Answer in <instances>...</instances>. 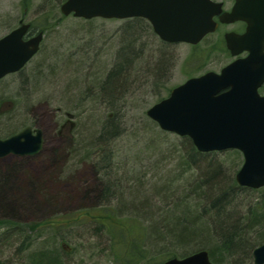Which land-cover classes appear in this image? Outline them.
<instances>
[{
    "label": "rangeland",
    "instance_id": "1",
    "mask_svg": "<svg viewBox=\"0 0 264 264\" xmlns=\"http://www.w3.org/2000/svg\"><path fill=\"white\" fill-rule=\"evenodd\" d=\"M20 1L0 0V37L16 27L20 18L28 23L33 21L36 27L44 21L39 14L41 9H38L41 0H31L25 12L20 7ZM229 6L230 3L225 4V7ZM53 13L55 18L46 19L55 21L62 16L60 22L44 31L36 55L19 72L0 79V96L3 97L0 102V136L15 133L25 126L39 128L43 132V146L37 154H8L0 158V237L3 240L0 242V259L9 257L10 262L15 260L11 256L18 236H21L14 235L16 227H20L23 235L34 238L35 228L44 221L55 220L65 224L63 231L54 233L55 246L64 249L75 246L73 253L66 257L70 264H118L106 254L105 233L98 232L96 235L92 223L85 218L79 220L76 216L87 217L93 213L98 217L103 216L99 217L102 221H107L108 217L101 209L114 208L117 197L126 208H130L128 204L133 196H136V201L151 197L154 209L162 206L161 195L152 191L166 183V178L174 176L178 156L155 152L148 144L151 139H156L161 147L177 142L180 143L177 147L181 148V138L173 133H160L157 125L142 128L146 109L158 101L155 95L157 90L151 89L149 80L147 84L144 83L142 74L131 75L129 86L121 90L122 96L116 104L121 116V119L119 116L116 119V124L121 135L113 143L116 154L112 163L117 166L112 179L116 177L122 187L117 192L118 196H113L107 205L98 206L99 196L100 199L105 198L103 195L108 196L102 193V182L99 181L106 177L98 175L83 154L101 123L113 113L97 95L96 89L115 62L125 20H86L73 15L64 16L58 8ZM237 26L228 25L195 46L182 42L172 44L170 49L176 59L168 87L172 88L188 77L207 70L218 71L229 61L226 52L216 50L209 56L205 53L213 45L222 47L219 42L222 32ZM148 42L157 45L159 50L161 45L157 39L146 36L145 43ZM192 53L203 56L196 57L199 61H188ZM149 54L154 55V52L149 51ZM84 93L87 94L83 96ZM83 146L84 149H81ZM79 149L81 151H77ZM217 158L224 159L226 165L230 164V156L226 157L224 152L217 151ZM197 173L190 171L186 178L191 175L195 177ZM179 183L181 186V181L174 182L173 186L177 188ZM136 187L145 192L144 196ZM177 189L179 191L181 187ZM260 189L248 188L246 192L239 193L232 206L226 209L233 213V217H240L242 223L237 229L247 227L249 217L244 213L260 194ZM144 211L148 209L145 207ZM204 219L210 224L211 238H217L219 235L211 220L206 216ZM110 221L117 220L110 216ZM202 226H196L197 233H206ZM243 230L236 233L245 237L246 241L236 246L233 253L230 252L225 264H254L251 252L255 246L247 241L253 233L245 230L244 234ZM11 233L13 235L5 236ZM189 237L183 239L186 241L183 244L168 245L169 250L179 255L206 246L203 235Z\"/></svg>",
    "mask_w": 264,
    "mask_h": 264
},
{
    "label": "trees",
    "instance_id": "2",
    "mask_svg": "<svg viewBox=\"0 0 264 264\" xmlns=\"http://www.w3.org/2000/svg\"><path fill=\"white\" fill-rule=\"evenodd\" d=\"M30 1H20L23 12L31 5ZM62 1L41 0L38 3V9H41L39 14L42 15L44 21L39 27H36L35 23L31 21V26L43 31L56 26L62 16L57 17L55 21L51 20L55 18L53 10L59 9ZM46 18L51 19L48 21ZM124 20L125 23L121 28V44L117 50L115 62L107 71L105 77L101 79L99 86H97L98 89H96L97 95L102 98L107 108L113 110V113L101 123L98 132L90 142L89 148H85L86 153L83 154L84 159L91 163L92 169L97 174L106 177V179H99V181L102 182V193L108 196L103 195L105 198L100 199V195L97 201L98 206L107 205L113 196H118L117 192L122 187L116 177L112 179L114 168L117 166L112 163L114 154H116L114 153L113 143L121 135L116 124V119L119 116L116 104L122 96L121 90L129 86L131 75L133 77L142 74L141 78L144 83L147 84L149 80L152 86L151 89L157 90L155 93L156 99H161L170 91L167 83L170 80L176 59L175 53L170 49L172 44L159 39L146 19L132 17ZM146 36L147 38L154 37L157 39V42L161 45L159 50L157 45L149 42L145 43ZM215 46L213 45L205 54L209 56L216 50L229 54L222 42V47L217 48ZM149 51L154 52V55H150ZM202 56L201 54L195 55L192 53L188 61H199L196 57ZM147 60H149L148 63ZM162 90L165 93L164 96ZM259 91L264 92V84L259 88ZM86 94L84 93L83 96ZM2 98L0 96V102ZM143 118V129L157 125L149 117L144 116ZM119 119H121V116H119ZM159 132L169 133L161 129H159ZM13 133L0 137H7ZM179 137L182 143L181 148L177 147L180 144L177 142L173 145L167 144L166 147H161L156 139H151L148 144L152 146L151 148L155 152L178 156L177 159L175 157L178 162L175 165L174 176L166 178V183L161 184V187L153 188L154 191H152L153 194L161 195L159 199L162 201V206L154 209L151 206V197H144L136 201V196H133L128 204L130 208H126V205L119 201L120 198L117 197L114 208L107 209L104 207L101 209L103 213H106L107 221H102L99 217L103 216L98 217L89 210L88 212L91 214L87 217L76 216L79 220L85 218L87 222L92 223V229L96 235H98V232L105 233L107 238L106 254L113 262L116 261L118 264H153L174 256L182 257L187 253L175 254L174 251L169 250L168 245L183 244L186 242L183 239L190 235L194 237L203 235L202 238L206 246H201L202 248L199 249H206L214 264H225V259H227L230 252L233 253L236 246L241 245L244 240L246 241L245 237L236 232L244 229V234L246 231L253 233L250 236L251 238L247 240L251 246L264 242V187L260 189V194L244 213L245 216L249 217L246 221L247 227L237 229L242 223L240 217H233V213L226 210L232 206V202L237 199L239 193L246 192L248 189L237 185L234 179V175L242 163L241 153L237 149L219 151L224 152L226 157L230 156V164L226 165L224 159L217 158V151L198 152L187 136ZM81 149H84V146ZM81 149L77 151H81ZM194 170L198 171L197 175L195 177L191 175L187 179V174ZM176 181L182 182L181 186L179 183L177 187H181L179 191L173 186ZM136 188L140 191L138 187ZM140 192H143L142 189ZM144 194L145 192H143V196ZM163 195L166 196L162 198ZM191 201H193V204H190ZM145 207L148 211H144ZM110 216H114L117 221L111 222ZM205 216L211 220L214 230L219 235L217 238H211L210 224L204 222ZM44 222L35 228L34 238H30L31 236L27 234L23 235L20 227H16L14 235L19 234L21 236H18V243L14 247V254L11 256L15 260L10 262L9 257H7L5 260L0 259V264H70V260H67L66 257L68 258L73 253L72 250H75V246L64 249L55 246L53 243L54 233L63 231L65 224L55 220ZM199 224L203 225L202 227L206 233L196 232L197 229L195 228ZM11 235L13 234L5 236ZM204 235L206 236L204 237ZM1 239L2 237H0V242L3 241ZM34 245L36 246L34 247ZM250 248L249 251H251Z\"/></svg>",
    "mask_w": 264,
    "mask_h": 264
},
{
    "label": "water",
    "instance_id": "3",
    "mask_svg": "<svg viewBox=\"0 0 264 264\" xmlns=\"http://www.w3.org/2000/svg\"><path fill=\"white\" fill-rule=\"evenodd\" d=\"M62 15L125 19L142 17L168 43H198L222 23L242 21L244 31L226 32V47L236 57L219 71L191 76L146 109L158 127L187 136L201 153L237 149L242 163L234 175L239 186H264V0H233L229 10L214 0H63ZM30 24L18 25L0 37V78L22 68L38 51L43 31L28 38ZM42 131L26 126L0 138V158L34 155L42 148ZM254 264H264V243L252 251ZM154 264H212L202 249L182 258Z\"/></svg>",
    "mask_w": 264,
    "mask_h": 264
},
{
    "label": "flooded vegetation",
    "instance_id": "4",
    "mask_svg": "<svg viewBox=\"0 0 264 264\" xmlns=\"http://www.w3.org/2000/svg\"><path fill=\"white\" fill-rule=\"evenodd\" d=\"M216 1H220V2H222V4H223V10H229L230 7H231L232 4H233V0H216ZM226 3H230V6H229V7H225V4H226ZM214 19H215L216 21H218V17H217V16H215ZM233 24H237L238 26L235 27V28H230V29L224 30V31L222 32V40H221V42H222V44H223L224 46H225L224 33L227 32V31H235V32L240 33V32H242V31L244 30L245 25H244V23L241 22V21H236V22H232V23H219L218 26H217V29H216L215 32H221L222 29H223L224 27H226V26H228V25H233ZM215 32H214V33H215ZM34 33H35V32H34L33 30H32V31L30 30V32L25 36V38H27V37H29V36H32ZM245 54H246V52H243L242 54H240V56H243V55H245ZM213 264H214V263H213Z\"/></svg>",
    "mask_w": 264,
    "mask_h": 264
}]
</instances>
